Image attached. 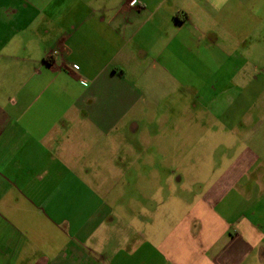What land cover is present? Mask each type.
I'll list each match as a JSON object with an SVG mask.
<instances>
[{"label": "crops", "instance_id": "1", "mask_svg": "<svg viewBox=\"0 0 264 264\" xmlns=\"http://www.w3.org/2000/svg\"><path fill=\"white\" fill-rule=\"evenodd\" d=\"M132 1L0 0V264H264V0ZM153 75L181 192L125 202Z\"/></svg>", "mask_w": 264, "mask_h": 264}, {"label": "rangeland", "instance_id": "2", "mask_svg": "<svg viewBox=\"0 0 264 264\" xmlns=\"http://www.w3.org/2000/svg\"><path fill=\"white\" fill-rule=\"evenodd\" d=\"M169 67L175 71H180V69H177L181 67V64L174 61ZM193 68L197 69V63L193 64ZM151 79V93L145 95L143 109L141 110L140 129L138 131H127L125 147L122 148L123 155L119 156L120 166L126 169L124 178L120 179L125 182V189L120 193L122 201L125 202L137 200L144 193H141V190L147 193L151 192V195L150 193L147 195L148 197L149 195L153 197L152 194L157 196L159 194L157 190H164L162 191L164 192L162 197L169 202V193L172 192L169 189V182L176 185V190L174 191L177 193L181 192L182 182L177 181L178 178H181V170L185 165L184 162H181L180 157L181 142L169 140V133L172 132L169 123L176 120H169V107L171 105H169V99L165 98V96L163 100L160 98L158 92H155L157 89L154 85V75ZM213 80L215 78L212 79V82ZM207 83L204 91L206 95H210L211 91L209 92L208 87L211 84ZM199 85L202 84L200 83ZM195 97L186 91L177 92L171 97L172 106H175L177 112L175 118H182V108L187 103L198 102ZM208 99L209 97H207ZM176 128L181 131V124L176 125ZM169 148H175L177 154L170 156ZM166 183H168V187ZM109 184H111L110 180ZM149 185H151V188ZM115 193V196L118 197L117 190Z\"/></svg>", "mask_w": 264, "mask_h": 264}, {"label": "built area", "instance_id": "3", "mask_svg": "<svg viewBox=\"0 0 264 264\" xmlns=\"http://www.w3.org/2000/svg\"><path fill=\"white\" fill-rule=\"evenodd\" d=\"M136 3H137L136 0H134V2L133 1L131 2V5L134 6Z\"/></svg>", "mask_w": 264, "mask_h": 264}, {"label": "clouds", "instance_id": "4", "mask_svg": "<svg viewBox=\"0 0 264 264\" xmlns=\"http://www.w3.org/2000/svg\"><path fill=\"white\" fill-rule=\"evenodd\" d=\"M133 2H134V0H133Z\"/></svg>", "mask_w": 264, "mask_h": 264}]
</instances>
